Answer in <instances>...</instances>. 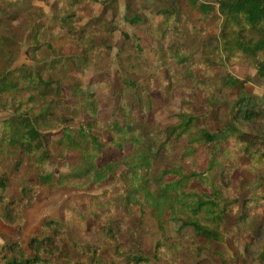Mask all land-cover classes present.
Instances as JSON below:
<instances>
[{"label":"trees","instance_id":"1","mask_svg":"<svg viewBox=\"0 0 264 264\" xmlns=\"http://www.w3.org/2000/svg\"><path fill=\"white\" fill-rule=\"evenodd\" d=\"M34 1L49 2L0 0V112H10L0 122V220L19 237L44 191L88 192L110 179L127 189L45 220L26 248L0 236V264H264V94H248L230 74L224 86L236 98L218 103L212 82L242 59L256 71L252 83L264 84V0H125L128 25L148 26L146 11L162 19L146 29L158 65L123 34L118 69L103 80L118 98L111 124L99 119L82 75L107 65L118 0H68L51 14ZM95 4L103 5L98 17ZM80 14L89 17L84 25ZM23 51L29 63L17 66ZM163 70L172 95H192L167 127L153 116ZM77 120L82 127L71 129ZM108 149L128 152L111 157ZM51 160L69 170H50ZM148 220L160 235L150 253L137 236ZM171 224L193 232V262L181 252L188 245L168 234Z\"/></svg>","mask_w":264,"mask_h":264},{"label":"rangeland","instance_id":"2","mask_svg":"<svg viewBox=\"0 0 264 264\" xmlns=\"http://www.w3.org/2000/svg\"><path fill=\"white\" fill-rule=\"evenodd\" d=\"M67 1L68 0H49V2L47 3L34 1V4L42 8L46 13L51 14V8L53 4L58 3L60 6H63L67 3ZM139 4L140 7H142V3L140 2ZM118 5L119 16L116 20L118 30L115 33L113 48L104 71L98 72L94 69H89L84 75H82L83 80L97 95L98 101L101 105L99 119L105 124H111L118 118L116 112L118 98H110L109 93L106 92L103 88V80L105 74L114 76L118 69L117 56L120 51V47L125 42L123 34L127 33L130 36V44L132 43L141 45L144 48L146 54L150 57L153 65H158L157 58L152 54V49L156 46V43L150 38L148 34H146V29L154 28L162 19L159 17H155L154 15H152L151 12L146 11V16L150 21L149 25L132 27L124 21L126 5L125 0H118ZM102 11V4L92 5L93 13L91 16L98 17L102 13ZM80 16L82 17L81 25H84L89 21V17L87 15L80 14ZM61 33H63L61 30H56V34ZM193 37V39H195L194 34ZM24 51L20 55L17 66L29 63L27 58L25 57ZM230 74L247 82L246 90L248 94H264V84L257 86L252 83V79H254L256 76V71L247 62L240 59L235 61L233 65H226L221 71L218 72V74L212 81L214 85H216L218 90L216 96L218 103L234 101L236 98L234 92L224 86V79ZM168 86L169 83L167 81V73L165 72V70H163L159 74L158 83L153 92V94H155L158 99V106L153 116L154 119L164 127L172 125L177 121L176 115L182 110V100L189 96L192 97V95L182 90H179L176 92V94L172 95L167 90ZM193 100L195 101L197 108H202L203 102L200 96L195 95ZM0 119H3V117H0ZM82 125V120H77L72 122L69 127L75 130L82 127ZM101 134L103 136L104 142H108L109 136L107 132L104 131ZM53 136V138L59 137L57 132ZM107 151V156L111 157L123 156L128 152V150H124L122 153H120L112 149H108ZM68 165L69 164L67 161L51 160L48 167L52 171L67 172L69 170ZM247 177L253 179L251 175H247ZM119 188L123 192H125L127 189L120 179H110L101 188L88 192L63 190L56 194L50 195L46 191H44L40 194L39 200L27 210L25 216L27 220V225L20 232V236L17 237L16 230H12L9 225L4 223L2 220H0V236L5 237L8 241H17L19 242V244H21L23 248H26V244L31 238L40 235V229L45 220L55 219L61 221L65 217V213L63 211L64 209H68L73 205L79 211H83L86 208V197L103 195L105 193H114ZM12 195H18L16 189H12ZM168 234L170 236H173L174 238L181 240L184 244L188 245V251L187 249H182L181 251L186 252V254H188V256L186 257L188 258V261L193 262L194 259L196 260L195 255L194 257L191 255L193 253V250H189V248L193 247L191 243L194 239L193 232L190 229H183L181 231L179 224H171L168 230ZM137 236L143 251H145L146 253H150L160 235L157 233L156 223L153 220H148L139 230ZM0 241L2 242V240ZM203 259L205 260V257Z\"/></svg>","mask_w":264,"mask_h":264},{"label":"crops","instance_id":"3","mask_svg":"<svg viewBox=\"0 0 264 264\" xmlns=\"http://www.w3.org/2000/svg\"><path fill=\"white\" fill-rule=\"evenodd\" d=\"M9 113L10 112H8V111H1L0 112V117H3V119H0V122H2L3 120L7 119L10 116Z\"/></svg>","mask_w":264,"mask_h":264}]
</instances>
